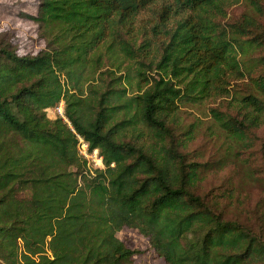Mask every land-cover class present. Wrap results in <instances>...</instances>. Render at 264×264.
Instances as JSON below:
<instances>
[{
  "label": "trees",
  "instance_id": "trees-1",
  "mask_svg": "<svg viewBox=\"0 0 264 264\" xmlns=\"http://www.w3.org/2000/svg\"><path fill=\"white\" fill-rule=\"evenodd\" d=\"M241 1L37 0L20 15L44 47L20 55L17 38L0 37V264H134L125 229L164 264H264V0L230 16ZM124 49L143 89L138 129L117 137L77 86L94 53L121 60ZM217 100L219 131L262 142L260 168L247 169L263 185L252 212L231 179L209 183L192 149L200 121L182 110ZM76 135L102 168H87ZM225 201L242 204L235 218Z\"/></svg>",
  "mask_w": 264,
  "mask_h": 264
},
{
  "label": "rangeland",
  "instance_id": "rangeland-1",
  "mask_svg": "<svg viewBox=\"0 0 264 264\" xmlns=\"http://www.w3.org/2000/svg\"><path fill=\"white\" fill-rule=\"evenodd\" d=\"M240 4L231 9L230 16L247 10L245 0H242ZM37 5V0H0V37L12 35L17 38V52L20 55L35 54L44 47L43 42L37 38L35 24L20 16L21 14L35 15ZM122 53L121 60L111 59L110 61L105 60L103 53H94L90 58L86 74L77 86L91 112L103 110L108 127L117 137H121L124 133H134L138 129L140 121L134 112L143 89L142 84L134 77L135 72L141 71L136 57L125 49ZM22 76L28 78L30 73L25 71ZM237 83L239 86L243 84ZM218 103L217 100L199 109L182 110V116L186 122H192L195 119L200 121L199 135L197 141L192 144V149L196 150V154L202 158V161L210 166L209 183L215 187L224 186L226 180L231 179L235 191L240 195L239 201L252 212L262 197L263 185L257 178L259 176H254L247 169L250 170V165L260 168L263 162L260 155L262 142L253 137L245 141L249 142V147L246 148L234 138L227 136L226 132L219 131L214 126L210 114V109L217 108ZM185 112L190 113L185 115ZM257 134L262 138L264 128H261ZM159 150L156 148L150 151L160 153ZM218 158H221V161L228 159L224 170H213L217 166ZM90 168L92 171L95 170L93 167ZM164 169L167 174L168 165ZM242 204L234 206L225 201L227 217L235 218L236 209L239 213ZM117 237L128 248L139 251L133 258L134 264H164V261L150 248L147 240L135 230H122Z\"/></svg>",
  "mask_w": 264,
  "mask_h": 264
},
{
  "label": "built area",
  "instance_id": "built-area-1",
  "mask_svg": "<svg viewBox=\"0 0 264 264\" xmlns=\"http://www.w3.org/2000/svg\"><path fill=\"white\" fill-rule=\"evenodd\" d=\"M58 114L63 118V103L61 102L58 107ZM77 138V154L81 157L87 165V168L91 170L90 167L94 169L102 168V160L98 154L97 150L89 151L88 144L79 136L76 135Z\"/></svg>",
  "mask_w": 264,
  "mask_h": 264
}]
</instances>
